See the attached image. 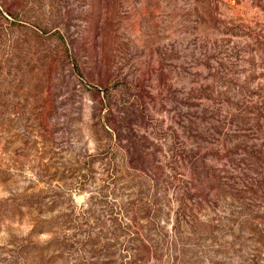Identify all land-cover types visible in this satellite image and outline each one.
Wrapping results in <instances>:
<instances>
[{"label":"rangeland","instance_id":"1","mask_svg":"<svg viewBox=\"0 0 264 264\" xmlns=\"http://www.w3.org/2000/svg\"><path fill=\"white\" fill-rule=\"evenodd\" d=\"M0 264H264V0H0Z\"/></svg>","mask_w":264,"mask_h":264}]
</instances>
